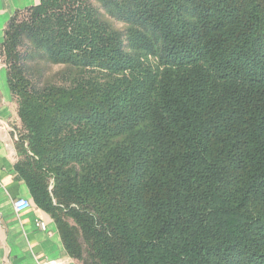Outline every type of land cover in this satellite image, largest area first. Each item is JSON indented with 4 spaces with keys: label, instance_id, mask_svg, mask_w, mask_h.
<instances>
[{
    "label": "trees",
    "instance_id": "trees-1",
    "mask_svg": "<svg viewBox=\"0 0 264 264\" xmlns=\"http://www.w3.org/2000/svg\"><path fill=\"white\" fill-rule=\"evenodd\" d=\"M0 53L68 257L264 264V0H41Z\"/></svg>",
    "mask_w": 264,
    "mask_h": 264
},
{
    "label": "crops",
    "instance_id": "crops-1",
    "mask_svg": "<svg viewBox=\"0 0 264 264\" xmlns=\"http://www.w3.org/2000/svg\"><path fill=\"white\" fill-rule=\"evenodd\" d=\"M40 1L0 0V46L12 16L38 5ZM0 121L9 127L0 130V264H42L46 260L77 264L66 254L52 219L34 205L26 185L14 170L17 153L12 130L18 118L5 65L0 66ZM18 199L30 201L31 208L15 212L13 203ZM36 220L45 223V231L35 226Z\"/></svg>",
    "mask_w": 264,
    "mask_h": 264
},
{
    "label": "built area",
    "instance_id": "built-area-1",
    "mask_svg": "<svg viewBox=\"0 0 264 264\" xmlns=\"http://www.w3.org/2000/svg\"><path fill=\"white\" fill-rule=\"evenodd\" d=\"M2 65H4V61H3V57L0 53V66H2ZM6 128L9 129V127L6 124H4L3 122L0 121V130L6 129ZM12 132H13V137L15 140L17 136L13 130H12ZM31 206H32L31 202L26 200V199H18L13 203V208H14L15 212H17V213L24 212V211L30 209ZM35 226L41 231L46 230L45 223L40 221V220L35 221ZM3 264H7V263H3ZM42 264H67V263H66V260H46Z\"/></svg>",
    "mask_w": 264,
    "mask_h": 264
},
{
    "label": "rangeland",
    "instance_id": "rangeland-1",
    "mask_svg": "<svg viewBox=\"0 0 264 264\" xmlns=\"http://www.w3.org/2000/svg\"><path fill=\"white\" fill-rule=\"evenodd\" d=\"M119 27H120V26H119ZM56 70H57V68L53 67V68L51 69V72H50V73H54Z\"/></svg>",
    "mask_w": 264,
    "mask_h": 264
}]
</instances>
